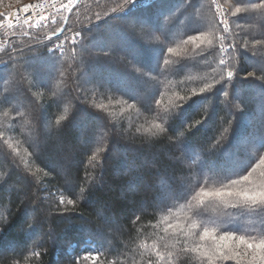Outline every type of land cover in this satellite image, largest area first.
Listing matches in <instances>:
<instances>
[{"label": "trees", "instance_id": "16d2710c", "mask_svg": "<svg viewBox=\"0 0 264 264\" xmlns=\"http://www.w3.org/2000/svg\"><path fill=\"white\" fill-rule=\"evenodd\" d=\"M125 1L80 0L42 28L8 33L0 264H213L203 253L243 250L225 232L264 238V206L200 194L249 172L264 181L252 149L264 148V7H253L264 0H221L231 11L224 53L211 0L122 12ZM62 26L63 51H49Z\"/></svg>", "mask_w": 264, "mask_h": 264}, {"label": "snow or ice", "instance_id": "6c2138e0", "mask_svg": "<svg viewBox=\"0 0 264 264\" xmlns=\"http://www.w3.org/2000/svg\"><path fill=\"white\" fill-rule=\"evenodd\" d=\"M127 2V0H126ZM75 3V0H68V4L72 5ZM133 3H135V0H133ZM66 7V6H65ZM253 7H264V4L261 5H254ZM245 9L237 8L236 11H244ZM24 11H27V7L24 9ZM115 11V10H114ZM0 15H4L3 13H0ZM41 20H44V17L40 18ZM25 23H28V21H25ZM262 24H264V21H261ZM11 26V25H10ZM227 29H225L226 31ZM63 29H57L56 35H59L60 32H62ZM79 35V33H77ZM51 39V37H50ZM190 39L196 40L199 39V37H191ZM73 45L77 43L76 39L73 38L72 41ZM211 43V41H209ZM257 44L260 43V41H256ZM51 49H55L57 52L61 51L62 45H55L54 47H51ZM169 51H172V49H169ZM221 70H226V80L230 81L234 76V70L233 69H226V61L221 60L220 61ZM248 76L256 78L255 72H250L247 74L245 78ZM212 85H207L206 88H201L200 93H204L206 90L210 89ZM225 95H228L227 92L224 93ZM102 107V106H101ZM202 121H198L197 124L201 123ZM252 149L256 151V156L259 159L260 165H264V154H261L259 149L264 148H256L253 144ZM255 171V169H253ZM252 175L251 172H249L247 175L241 176L240 180H232L230 181L229 185H225L223 189L216 190L213 192H207L205 189L201 188V193L203 195H216V196H227L231 199L240 202H251L254 204H259L261 206H264V181H262L259 184H252L249 181L250 176ZM246 184L247 186H242L239 188L232 187L233 185ZM198 194V195H200ZM61 203H64L63 197H61ZM68 204H73L74 202L72 200L67 201ZM201 203H203V200H201ZM192 227H197V225L193 224ZM208 235V230H204V234L201 236V239L204 238V236ZM222 239H232L233 242L235 240H239L240 244L242 246V251H235V249L231 246H225V245H219L217 248L211 252L210 254L205 252L203 255L207 257L209 261H212L213 264H215V261H228V260H235L241 256L245 257H251L250 260H248V264H264V238L259 239L258 241H252L249 242L244 236L237 237L235 233H228L225 232ZM159 255V253H157ZM87 257H85L86 259ZM94 259V257H93Z\"/></svg>", "mask_w": 264, "mask_h": 264}, {"label": "built area", "instance_id": "2783aa9c", "mask_svg": "<svg viewBox=\"0 0 264 264\" xmlns=\"http://www.w3.org/2000/svg\"><path fill=\"white\" fill-rule=\"evenodd\" d=\"M79 1L80 0H75L74 4L69 5L68 0H29L11 7L10 9H0V13L4 14L0 15V67L3 65L1 59L3 55L1 51L2 47L8 45L9 42L8 33L16 28H42L54 19V16L58 11L66 9L67 12H69ZM152 1L155 0H135V3H133V0H127V2L125 1L122 4L121 11L128 12L131 9L145 6ZM211 3L215 18L222 28V32L219 34V40L221 51L224 53L226 51L224 32H229L230 30L231 11L229 6L224 4L221 0H211ZM26 7L27 11H24ZM41 17H44L45 19L41 20ZM25 21H28V23H25ZM225 29L227 30L225 31ZM23 34H26V32ZM62 34L65 35L63 31L59 33V35ZM59 35L50 34V36L48 35L47 40H54V44L57 45L55 39ZM60 44L61 42H59V45Z\"/></svg>", "mask_w": 264, "mask_h": 264}, {"label": "rangeland", "instance_id": "374dc122", "mask_svg": "<svg viewBox=\"0 0 264 264\" xmlns=\"http://www.w3.org/2000/svg\"><path fill=\"white\" fill-rule=\"evenodd\" d=\"M15 2H14V4H12L10 7H9V5L8 4H3V5H1V7H0V9H4V8H8V9H10L11 7H14V6H16V5H18V4H21V3H24V2H27V1H29V0H21V1H19V0H14ZM19 1V2H18ZM224 4H226L227 6H229L227 3H224ZM230 8V7H229ZM118 9H122V8H118ZM60 29H63V26L60 28ZM56 33V32H55ZM55 33H51V34H55ZM49 36H50V34H48ZM59 36H61V37H59ZM59 36H57V38L55 39V42L57 43V45H59V42H61V44L60 45H62V49H61V51H59V52H62L63 51V48L65 47V45H66V36H64V34H62V35H59ZM48 37V36H47ZM75 37V34H73V36L71 37L72 39ZM55 46V44H54V42H52V44L51 45H49V48H48V50L49 51H53V50H55V49H51V47H54ZM80 254L82 255V256H84V257H91V258H93V257H95L96 256V250H95V248L93 247V246H91V245H84L81 249H80Z\"/></svg>", "mask_w": 264, "mask_h": 264}]
</instances>
